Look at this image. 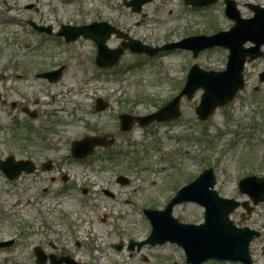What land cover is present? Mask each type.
<instances>
[{
	"label": "rangeland",
	"instance_id": "1",
	"mask_svg": "<svg viewBox=\"0 0 264 264\" xmlns=\"http://www.w3.org/2000/svg\"><path fill=\"white\" fill-rule=\"evenodd\" d=\"M233 1L243 18L252 15L246 3L264 8V0ZM223 7L222 0L202 8L184 5L183 0H151L137 13L123 0H0V94L5 101L0 102V159H31L37 167L35 173L9 183L0 173V241H14L0 248V264H34L35 246L81 264H185L175 244L145 245L132 252L126 244L144 240L150 232L141 208L162 209L180 186L208 166L214 169V189L220 196L247 200L252 206L238 191L237 180L264 177V81L258 77L264 71V54L245 62L244 87L207 120L195 114L202 93L198 90L190 100L181 98L177 119L146 127L134 123L122 132L117 114L155 111L178 93L192 64L221 70L227 50L214 47L196 58L183 49L153 57L125 50L112 67L99 68L93 41L79 37L65 43L55 35L60 23L105 21L142 44L160 46L227 30L233 23ZM28 21L50 26L51 34L38 35ZM120 41L112 34L106 45L114 49ZM261 50L264 53V45ZM62 65L55 82L35 76ZM96 97L109 107L95 111ZM101 134L114 136L113 158L98 148L89 162L71 161V140ZM46 159L53 163L50 171L40 169ZM118 175L129 183H117ZM172 215L181 222H203V209L191 202L174 206ZM229 218L259 232L249 243V253L253 264H264V202L249 216L238 207ZM119 241L124 247L116 251L112 244Z\"/></svg>",
	"mask_w": 264,
	"mask_h": 264
},
{
	"label": "water",
	"instance_id": "2",
	"mask_svg": "<svg viewBox=\"0 0 264 264\" xmlns=\"http://www.w3.org/2000/svg\"><path fill=\"white\" fill-rule=\"evenodd\" d=\"M150 0H130L125 2L126 6H131L133 11H140L141 5ZM215 0H185L195 6H202L214 2ZM227 15L236 21L234 27L227 32H219L215 35L204 37L198 36L190 41L186 48L194 52V56L203 48L213 47L214 45H222L229 49L228 62L226 70L222 72H204L196 65H193L189 71L186 84L182 91L167 103L159 111L147 116H130L122 114L119 116L121 129L127 130L131 127V122L135 119L140 125H147L153 119L165 121L179 115L178 101L179 98L186 94L191 98L194 91L201 87L204 93L201 96L200 104L196 107V113L201 119H206L215 107L225 104L231 100L235 92L243 86L242 69L245 57L249 56L254 59L261 55L258 51V45L261 41L257 35L263 30L262 20L264 23V10L258 6H250L256 13V16L250 20H242L235 9V5L231 1H226ZM40 30L43 28L39 27ZM49 31V28L47 29ZM114 32L117 37L123 39L120 47L109 49L105 45V41L110 34ZM58 35H63L67 41L74 40L79 36L91 38L97 45L96 63L100 66L113 65L122 54L124 49L128 48L136 52H146L153 55L159 50L171 49L180 46L182 43L167 44L162 47L143 46L139 41L129 38L126 34L117 30L115 27L106 22L92 23L84 26H62ZM251 39L256 42L255 47L249 49H241V44ZM124 40H128L125 42ZM61 69L44 73L41 76L47 77L50 81L56 80L60 75ZM260 81L264 80V72L259 75ZM101 99H97L96 109L102 110L106 107ZM113 142L111 136H88L80 141L72 143L71 152L75 157H84L93 151L96 145H106ZM0 169L7 176L13 178L21 171L31 172L33 165L30 161L19 160L14 161L12 157H7L4 161H0ZM121 183H126L127 179L119 177ZM214 179L211 176L210 169L206 170L197 179L183 187L178 191L177 195L161 211L146 209L144 212L149 217L152 224V232L150 236L143 242L136 243L140 248L145 243L155 244L162 243L165 240L176 241L184 247L187 255V261L193 264L200 263L209 258L240 260L247 264H251L248 244L253 236L259 233L247 227L236 228L228 218V214L239 204L234 200L221 199L217 194L210 190L213 186ZM240 189L246 192L253 203L264 200V178L246 177L240 182ZM195 201L205 206V223L198 226L189 224H180L171 216L172 206L181 201ZM242 205L250 213L251 208L246 202ZM170 226L180 228L181 230L190 231L187 238L173 236L170 233ZM2 244H0L1 246ZM116 249H120L121 245H116ZM133 245H130L132 248ZM37 263L43 264L46 256L36 249ZM52 259L53 257L50 256ZM68 264L72 263L66 260ZM51 264H61V261L51 262ZM74 264V263H73Z\"/></svg>",
	"mask_w": 264,
	"mask_h": 264
},
{
	"label": "bare ground",
	"instance_id": "3",
	"mask_svg": "<svg viewBox=\"0 0 264 264\" xmlns=\"http://www.w3.org/2000/svg\"><path fill=\"white\" fill-rule=\"evenodd\" d=\"M10 7L8 6L7 7V10H8V12H10ZM2 17H5V18H7V19H9V20H13V18H12V16H6V14H3V15H1Z\"/></svg>",
	"mask_w": 264,
	"mask_h": 264
}]
</instances>
